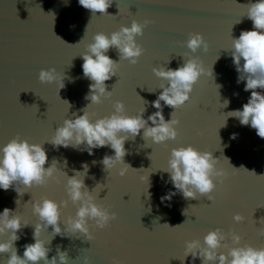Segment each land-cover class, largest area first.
<instances>
[{
    "label": "water",
    "instance_id": "water-1",
    "mask_svg": "<svg viewBox=\"0 0 264 264\" xmlns=\"http://www.w3.org/2000/svg\"><path fill=\"white\" fill-rule=\"evenodd\" d=\"M256 2L112 0L108 15H101L84 9L78 0H0V148L17 135L30 144H44L64 119H74L73 113L82 115L80 110L91 103L85 97L92 81L82 72L81 56L86 53V45L93 42L92 37L97 33L110 37L121 26L130 27L133 18L138 22L153 21L143 28L142 36L136 37L144 54L136 65H131L120 60L116 49H109L106 54L119 63L116 76L105 81L106 91L112 95L86 109L94 113L91 122L113 114L116 101L124 104L123 114L130 117L145 108L143 118L147 120L156 111L151 104L162 91L160 85H167L153 75V67L174 70L194 56L199 57L206 72L211 67L213 72V77L199 78L189 101L173 114L179 120L175 140L153 144L142 139L141 130L140 135L125 142L128 152L125 163L136 171L129 169L124 177L118 175V168L110 173L103 170L100 163L103 156L114 155L109 147L93 149L90 156L71 147L55 149L51 144L43 145L48 156L45 168L56 159L57 168L71 177L73 170L82 172V165L87 164V175L81 173L79 178H84L90 192L99 184V189L92 192L98 195L96 202L105 208L110 206V212L117 216L103 230L90 227L94 237L91 241L80 233L54 236L49 227L40 235L50 248L49 259L59 248L68 253L69 264H112L114 259L120 264H181L176 258L182 256L184 242L192 239L202 242L208 231L217 228L241 236L240 246L264 247V237L257 233L259 227H264V223H259L264 218V177H259L264 175V139L250 126H241L235 118L229 117L226 126L221 127L227 113L242 110L251 96L250 91H244V82L237 83L238 73L230 51L226 50L231 48L232 37L238 38L241 31L254 30L245 15L247 6ZM189 33L204 37L207 52L198 49L193 54L186 48ZM50 68H55L64 78L65 87L59 93V84H41L38 80V73ZM215 84L221 86L218 92ZM256 91L264 94V90ZM225 100L229 101L227 107L222 105ZM161 104L168 121L174 110ZM234 133L236 138L230 139ZM188 146L212 152L219 159L216 167L226 173L223 183L214 181L216 190L211 202L201 196L186 200L170 182L166 183L168 173L160 171L167 167L172 149ZM61 172L54 173L59 183L49 181L32 189L17 185L26 191L22 196L12 188L0 189V213L8 208L21 218L22 224H28L17 233L21 237L14 245L18 255H23L25 244L34 242V225L40 222L32 215V202L47 197L59 204L67 199L66 179ZM169 192L176 194L171 200L161 202V197ZM77 207L69 202L67 208L61 209L62 228L68 216H75ZM237 213L245 217L244 222H233L232 217ZM93 223L89 221L90 225ZM163 224L179 229L165 228ZM0 242H9L8 235L0 236ZM226 243L232 246L230 238ZM221 251L226 254V250ZM8 255L0 254V264H6ZM184 264H201V261H192L189 256Z\"/></svg>",
    "mask_w": 264,
    "mask_h": 264
},
{
    "label": "clouds",
    "instance_id": "clouds-1",
    "mask_svg": "<svg viewBox=\"0 0 264 264\" xmlns=\"http://www.w3.org/2000/svg\"><path fill=\"white\" fill-rule=\"evenodd\" d=\"M78 3L92 14L108 15L107 9L111 6L112 0H78ZM245 16L252 22L254 30L241 31L238 38L232 37L231 48L226 51H230L232 63L238 73L237 83L244 82V91H250L251 96L242 106V110L227 113L221 127L226 126L229 117L235 118L241 126H250L255 129L259 138L264 139V94L256 91L264 90V0L249 4ZM151 23L153 21L149 19L138 22L133 18L130 27L121 26L119 31L111 33L110 37L104 33H97L92 37L93 42L86 45V53L81 56L83 76L92 81L89 85V94L85 97L91 103L80 110L82 115L73 113L74 119H64L62 126L58 127L44 144H51L55 149L71 147L74 150L86 151L90 156L93 155V149L109 147L114 155L103 156L100 161L103 170L110 173L118 168V175L124 177L129 169L136 171L124 160L128 155L124 145L129 138L134 139L140 135L141 130H143V140H151L157 145L177 138L176 126L179 120L173 118V114L189 101L193 86L201 76L213 77L212 67L210 72H206L199 57H188L182 66L174 70L162 66L152 68L153 75L159 80L166 81L167 85H160L162 91L151 104L156 111L149 115L147 120L143 118L145 108H142L136 116L124 115L125 107L120 101L114 102L113 114L97 119L94 123L90 120V116L94 113L90 114L86 110L90 105L100 104L102 98L109 99L112 95L111 91H106L105 81L116 76L119 63L112 60L106 53L114 48L120 60L136 65L144 54V49L136 43V37L142 36L143 28ZM185 46L193 54L198 49L204 52L208 50L207 42L199 33H189ZM38 80L41 84H59L58 93L65 87L64 78L56 72L55 68L41 70L38 73ZM220 87L216 85L217 92ZM65 102L68 104L67 101ZM161 102L174 110L171 113L172 118L168 121H165L163 116ZM228 104L229 101L225 100L222 105L227 107ZM149 122L152 126H149ZM236 136L237 134L234 133L230 139H235ZM44 144H30L27 139L17 135L0 148L2 153L0 155V189L7 191L12 188L18 196H22L26 191L18 189L17 185H21L23 189H32L34 186H45L49 181L59 183L58 177L54 175L61 172L57 168V160L53 159L50 166L45 168L48 156L43 147ZM224 160L228 162L226 158ZM218 162L219 159L214 158L212 152H201L192 146L180 147L171 150L167 167L160 171L168 173L169 180L166 183L170 182L176 192L181 193L186 200L201 196L211 202L214 200L212 193L216 190L214 181L219 180L223 183L226 178L223 169L216 167ZM66 166L65 160L64 167ZM82 168V172L73 170L74 174L71 177L66 172H61L66 179L64 185L66 200H61L58 204L52 199L41 197L39 201L32 202V215L38 217L40 222L34 225L32 234L34 242L23 246L22 256L17 254L18 250L14 245L21 238L17 233L28 224H22L21 218L14 215L15 212L8 208L0 213V236L8 235L9 241L0 242V254H9L6 264H69L68 253L60 251L59 248L56 255L49 259L50 248L46 247L45 242L40 239L43 231L51 227L54 236H63L65 232L80 233L91 241L94 237L90 233V227L94 230H103L110 225L111 221L117 219L116 214L110 212V206L105 208L96 202L98 195H93L92 192L99 189V184L90 192L84 184V178H79L81 173H84L85 177L88 172L87 164L82 165ZM240 169L245 170L243 167ZM176 192H169L162 196L161 202L171 200ZM69 202L78 207L75 216H68L63 221L65 227L62 228L61 209L67 208ZM15 203L18 205L20 200L17 199ZM254 212L255 210L252 216ZM183 214L185 215V211ZM232 220L240 224L245 221V217L237 213L233 215ZM89 221L94 223L90 225ZM259 223H264V218ZM163 226L172 230L179 229V226L169 227L168 224ZM257 233L264 237V227H259ZM229 238L232 246L226 243ZM241 239V236L234 232L225 233L220 228L210 230L203 236L202 242L200 239L186 240L182 256L176 259L181 264H184L189 256L192 261L199 259L201 264H264V247L255 248L249 244L240 246ZM221 249L226 250V254ZM112 264H120V261L114 259Z\"/></svg>",
    "mask_w": 264,
    "mask_h": 264
}]
</instances>
